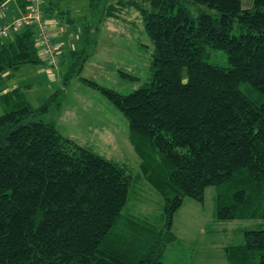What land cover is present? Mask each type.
I'll return each mask as SVG.
<instances>
[{"label": "trees", "instance_id": "obj_1", "mask_svg": "<svg viewBox=\"0 0 264 264\" xmlns=\"http://www.w3.org/2000/svg\"><path fill=\"white\" fill-rule=\"evenodd\" d=\"M16 2L18 16L26 1ZM100 2L103 20L117 5L133 7L90 0V10ZM141 2L152 45L149 83L121 95L83 82L126 118L141 171L163 201L162 239L130 254L127 238L143 228L130 220L131 234L117 232L130 189L125 169L41 118L59 109L64 90L33 108L27 81L5 87L22 66L46 65L29 27L0 41V264H164L174 215L185 198L203 202L209 187L216 221L264 220V0L248 8L241 0ZM40 11L47 21L66 13L43 0ZM74 27L84 46L91 26ZM78 47L65 80L87 57ZM208 50L222 51L227 66L209 63ZM224 253L228 264H264V229L244 231Z\"/></svg>", "mask_w": 264, "mask_h": 264}, {"label": "rangeland", "instance_id": "obj_2", "mask_svg": "<svg viewBox=\"0 0 264 264\" xmlns=\"http://www.w3.org/2000/svg\"><path fill=\"white\" fill-rule=\"evenodd\" d=\"M50 1L58 3L62 10L69 11L77 28L83 30L91 26L90 38L84 46L78 42L70 27L63 25L56 29V35L60 37L56 41H66L67 56L70 50L76 49L75 44L79 46L78 49L86 51L87 57L81 70L78 73L73 69L74 72L72 70L65 80L70 72V62L65 61V58L61 57L52 69L44 64L24 65L20 72L14 73L4 83L5 87H23L22 82H31L24 91L33 108L42 105L57 91L64 90L59 109L51 110L41 118L53 121L62 136L125 169L130 177V189L116 228L123 235L131 234L127 226L130 220L143 228L140 235L133 232L135 238H127L131 242L128 245L130 254L137 255L152 243L153 238L160 237L158 233L163 225V201L141 171L140 159L128 138L126 118L100 91L86 85L83 80L121 95H127L149 83L152 45L138 11L142 2L124 0L126 5L132 4L133 7L124 5L126 8L120 9L117 5L115 16L103 20L101 10L103 12L105 9L102 8V2L98 10L91 11L90 0H43L44 3ZM117 1L104 0V3L116 5ZM241 1L243 8L250 7V0ZM14 2L10 0L4 12L12 11ZM59 47L55 46L58 56L62 52ZM209 55V63L227 66L222 51H210ZM81 111L89 117L90 122L95 123L94 128L79 131L77 127L85 120L79 115ZM90 122H87L88 127L93 126ZM101 125L104 129L98 131ZM214 194L215 188L209 187L204 192L203 202L190 198L183 200L173 218L174 241L164 246V264H228L224 247L242 243L246 230L264 229L262 219L216 221ZM188 225H192V228L189 229Z\"/></svg>", "mask_w": 264, "mask_h": 264}, {"label": "built area", "instance_id": "obj_3", "mask_svg": "<svg viewBox=\"0 0 264 264\" xmlns=\"http://www.w3.org/2000/svg\"><path fill=\"white\" fill-rule=\"evenodd\" d=\"M10 0L0 3V18L3 16L6 4ZM26 6L20 10L17 17L0 22V41L8 39L14 32L32 27L35 31L36 46L41 58L48 67L56 66L58 50L52 44V35L48 21L41 13L42 0H25Z\"/></svg>", "mask_w": 264, "mask_h": 264}, {"label": "crops", "instance_id": "obj_4", "mask_svg": "<svg viewBox=\"0 0 264 264\" xmlns=\"http://www.w3.org/2000/svg\"><path fill=\"white\" fill-rule=\"evenodd\" d=\"M50 3V2H49ZM61 9V8H60ZM18 10H19V6H18V4H17V2H16V0H15V2H14V7L12 8V11L10 10L8 13H6L5 12V14L2 16V18H0V22H3V21H5V20H11V18H13V17H15V16H17V12H18ZM62 10V9H61ZM63 11V10H62ZM58 18V19H57ZM55 17V16H52L51 18H49V20H48V23L50 24V28H51V35H52V41H53V44L54 45H58V46H61V47H59V49L60 50H62V54L60 53V55H59V59L62 57V58H65V61H68L69 60V55L67 56L66 55V52H67V46H66V41H56V40H59V38L60 37H58L57 35H56V29H57V27H62L63 25H66V27L68 26V27H70L71 28V30H72V32H73V34H74V36L75 37H77L76 39L78 40V42L80 41V37H79V33H78V29H77V27H76V31H75V24H74V22L72 23H69L67 20H72V21H74V19L73 18H71V16H70V14H69V11H66V13H65V15H64V18H62L61 20H60V18L59 17ZM52 22H53V24H52ZM73 24H74V26H73ZM75 47L77 48L78 47V45L77 44H75ZM55 68V67H54ZM49 69H50V67H49ZM51 69H52V67H51ZM21 70L19 69V70H17V72H15V73H18V72H20ZM26 84H28V85H31V82H27ZM15 87V86H14ZM64 103V102H63ZM63 103H62V105H63ZM79 115L81 116V117H83V119H85L84 120V122L83 123H81V124H79V126L77 127L78 129H79V131L80 130H83L84 128H94V126H95V123H92V122H90L89 120H88V118L89 117H87V116H85V114H84V111H81V112H79ZM74 119H75V117H74ZM73 119V120H74ZM87 122H90V123H92L93 124V126H91V127H88L87 126ZM55 127H56V125H55ZM76 127V126H75ZM103 129H104V126L103 125H101V127L98 129V131H103ZM188 228L189 229H191L192 228V225H188Z\"/></svg>", "mask_w": 264, "mask_h": 264}, {"label": "clouds", "instance_id": "obj_5", "mask_svg": "<svg viewBox=\"0 0 264 264\" xmlns=\"http://www.w3.org/2000/svg\"><path fill=\"white\" fill-rule=\"evenodd\" d=\"M181 82L182 83H186L187 82V77H183Z\"/></svg>", "mask_w": 264, "mask_h": 264}]
</instances>
